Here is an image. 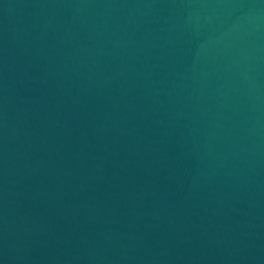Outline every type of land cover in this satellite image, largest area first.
Listing matches in <instances>:
<instances>
[{"label": "water", "instance_id": "1", "mask_svg": "<svg viewBox=\"0 0 264 264\" xmlns=\"http://www.w3.org/2000/svg\"><path fill=\"white\" fill-rule=\"evenodd\" d=\"M0 264H264V0H0Z\"/></svg>", "mask_w": 264, "mask_h": 264}]
</instances>
